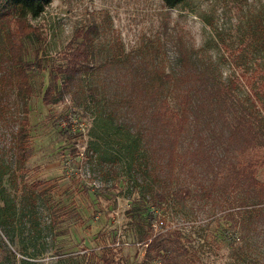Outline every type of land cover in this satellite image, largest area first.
I'll use <instances>...</instances> for the list:
<instances>
[{"label": "rangeland", "instance_id": "374dc122", "mask_svg": "<svg viewBox=\"0 0 264 264\" xmlns=\"http://www.w3.org/2000/svg\"><path fill=\"white\" fill-rule=\"evenodd\" d=\"M40 2L44 11L29 22L42 37L46 68L32 73L34 90L47 85L49 65L65 62L67 45L82 40L74 39L78 30L94 26L97 35L87 72L81 67L75 84L63 86L57 104H42L43 89L28 99L30 157L23 167L13 148L21 114L16 89L7 87L0 99V264H102L104 250L110 264H143V242L166 230L180 232L184 250L151 264H264V235L242 231L239 201L232 207L205 195L201 165L169 176L158 169L146 183L131 176L130 125L114 98L126 90L109 64L112 55L128 53L172 72L184 48L200 67L233 82L235 99L264 118V0H188L176 8L162 0ZM189 146L185 136L180 150ZM156 156L149 157L154 169ZM257 177L264 181V167ZM38 180L43 184L32 192ZM186 188L190 195H174ZM160 190L166 200L157 207L151 197Z\"/></svg>", "mask_w": 264, "mask_h": 264}, {"label": "trees", "instance_id": "16d2710c", "mask_svg": "<svg viewBox=\"0 0 264 264\" xmlns=\"http://www.w3.org/2000/svg\"><path fill=\"white\" fill-rule=\"evenodd\" d=\"M162 1L168 8H176L188 0ZM43 11L40 0H0V99L7 87L16 89L21 114L13 148L19 167L30 157L28 99L43 89L42 104H57L63 86L75 84L82 69L87 72L94 35H97L94 26L78 30L74 39L82 40L77 45H67L63 64L47 67L48 83L44 88L40 84L36 91L31 83L32 73L45 70L46 58L40 57L38 44L42 37L29 19ZM259 32L264 40V28H259ZM110 60V69L121 75L118 82L126 90L122 96L115 93L114 98H119L117 105L130 125L126 129L131 139L125 159L132 170L131 176L139 175L146 183L149 177H157L158 169L169 176L190 164L201 165L207 183L205 195L219 197L232 207V200L239 201L235 207L242 231L249 233L252 229L264 235V181L257 177L264 167V118L235 99L234 83L215 75L210 65L200 67L184 48L176 58L177 70L172 72L162 67L151 69L144 57L138 59L128 53L123 58L114 54ZM93 95L89 94L92 101ZM170 99L175 101V106ZM185 136H189L190 146L187 152H182L180 145ZM156 155H159V166L154 169L149 157L156 159ZM3 173L0 165V194ZM42 184L38 180L29 187L33 192ZM165 195L161 190L156 191L151 197L156 199L153 204L159 207L166 200ZM174 195H190V190L182 189ZM146 217L153 218L150 213ZM5 223L0 220L1 226ZM180 236L178 230H166L147 237L143 242V264L184 250ZM110 253V250L102 251L99 257L102 264L111 263Z\"/></svg>", "mask_w": 264, "mask_h": 264}, {"label": "built area", "instance_id": "2783aa9c", "mask_svg": "<svg viewBox=\"0 0 264 264\" xmlns=\"http://www.w3.org/2000/svg\"><path fill=\"white\" fill-rule=\"evenodd\" d=\"M157 224L158 225L156 227L159 229L163 226V222L161 220H157Z\"/></svg>", "mask_w": 264, "mask_h": 264}]
</instances>
